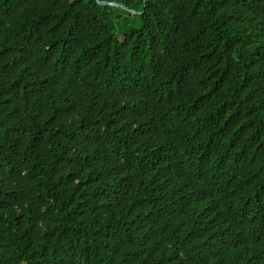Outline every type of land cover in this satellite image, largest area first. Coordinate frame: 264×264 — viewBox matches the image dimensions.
I'll use <instances>...</instances> for the list:
<instances>
[{"label": "trees", "instance_id": "16d2710c", "mask_svg": "<svg viewBox=\"0 0 264 264\" xmlns=\"http://www.w3.org/2000/svg\"><path fill=\"white\" fill-rule=\"evenodd\" d=\"M0 264H264V0H0Z\"/></svg>", "mask_w": 264, "mask_h": 264}, {"label": "water", "instance_id": "95a60500", "mask_svg": "<svg viewBox=\"0 0 264 264\" xmlns=\"http://www.w3.org/2000/svg\"><path fill=\"white\" fill-rule=\"evenodd\" d=\"M99 5H110V6H114V7H121L122 9L126 10L127 8L124 6H119L116 3H107V2H98Z\"/></svg>", "mask_w": 264, "mask_h": 264}, {"label": "rangeland", "instance_id": "374dc122", "mask_svg": "<svg viewBox=\"0 0 264 264\" xmlns=\"http://www.w3.org/2000/svg\"><path fill=\"white\" fill-rule=\"evenodd\" d=\"M136 26L135 25H132V27H129L127 30H130V28H135Z\"/></svg>", "mask_w": 264, "mask_h": 264}]
</instances>
